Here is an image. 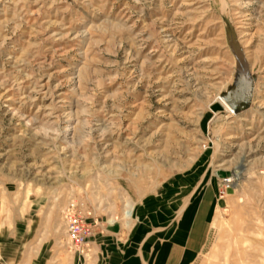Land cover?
<instances>
[{"label": "rangeland", "instance_id": "374dc122", "mask_svg": "<svg viewBox=\"0 0 264 264\" xmlns=\"http://www.w3.org/2000/svg\"><path fill=\"white\" fill-rule=\"evenodd\" d=\"M204 191L188 264H264V0H0L1 264L74 255L71 204L119 250Z\"/></svg>", "mask_w": 264, "mask_h": 264}, {"label": "crops", "instance_id": "0c3cea01", "mask_svg": "<svg viewBox=\"0 0 264 264\" xmlns=\"http://www.w3.org/2000/svg\"><path fill=\"white\" fill-rule=\"evenodd\" d=\"M210 196L209 191H204L194 203L184 206L173 235L149 237L150 234L137 247L130 242L119 250L103 249L98 247L97 237L93 235L86 240L81 252L70 256L67 248L59 246L57 239L47 237L36 258H28L27 248L24 251L19 248L18 259L11 260L8 256V259H2V264H188L202 245V232L212 208ZM162 226V230L166 228L165 224ZM6 252L4 250L5 255Z\"/></svg>", "mask_w": 264, "mask_h": 264}, {"label": "built area", "instance_id": "2783aa9c", "mask_svg": "<svg viewBox=\"0 0 264 264\" xmlns=\"http://www.w3.org/2000/svg\"><path fill=\"white\" fill-rule=\"evenodd\" d=\"M225 182L229 183L230 180ZM63 218L69 248L73 252H81L86 240L92 233L89 223L83 218L75 204L70 205L69 209L64 212Z\"/></svg>", "mask_w": 264, "mask_h": 264}, {"label": "water", "instance_id": "95a60500", "mask_svg": "<svg viewBox=\"0 0 264 264\" xmlns=\"http://www.w3.org/2000/svg\"><path fill=\"white\" fill-rule=\"evenodd\" d=\"M251 96V86L247 87L244 92L239 87H230L227 92L222 94V99L233 109L234 113L246 110Z\"/></svg>", "mask_w": 264, "mask_h": 264}, {"label": "bare ground", "instance_id": "6f19581e", "mask_svg": "<svg viewBox=\"0 0 264 264\" xmlns=\"http://www.w3.org/2000/svg\"><path fill=\"white\" fill-rule=\"evenodd\" d=\"M230 108V107H229ZM231 109V108H230ZM232 110V109H231ZM233 111V110H232ZM235 114V113H234ZM126 215H127V217H130L131 216V212H126Z\"/></svg>", "mask_w": 264, "mask_h": 264}]
</instances>
